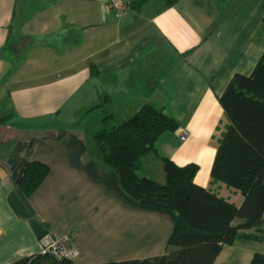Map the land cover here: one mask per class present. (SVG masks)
Returning <instances> with one entry per match:
<instances>
[{
    "label": "crops",
    "instance_id": "obj_1",
    "mask_svg": "<svg viewBox=\"0 0 264 264\" xmlns=\"http://www.w3.org/2000/svg\"><path fill=\"white\" fill-rule=\"evenodd\" d=\"M128 1L115 15L99 0H0V264L39 253L45 234L76 250L73 264L165 253L173 215L128 200L92 138L145 103L177 128L142 157L140 176L162 184V158L194 163L196 185L243 200L210 169L226 123L218 99L264 51V0ZM29 161L49 171L25 197ZM258 252L264 232L223 246L212 264Z\"/></svg>",
    "mask_w": 264,
    "mask_h": 264
},
{
    "label": "trees",
    "instance_id": "obj_2",
    "mask_svg": "<svg viewBox=\"0 0 264 264\" xmlns=\"http://www.w3.org/2000/svg\"><path fill=\"white\" fill-rule=\"evenodd\" d=\"M218 101L226 123L219 132L210 176L242 194L239 206L196 185L194 163L178 166L162 158V184L139 175L142 157L154 152L162 133L177 128L161 107L145 103L117 125L93 133L102 164L116 174L126 198L170 213L174 220L163 255L96 264H212L223 246L264 232V51L249 75L230 78ZM48 171L47 165L29 161L18 183L22 194L29 197ZM250 230L253 233H245ZM12 264L73 263L67 257L37 253ZM249 264H264V254L255 253Z\"/></svg>",
    "mask_w": 264,
    "mask_h": 264
},
{
    "label": "built area",
    "instance_id": "obj_3",
    "mask_svg": "<svg viewBox=\"0 0 264 264\" xmlns=\"http://www.w3.org/2000/svg\"><path fill=\"white\" fill-rule=\"evenodd\" d=\"M107 4L108 8L111 9L115 15H119L124 12L129 6L128 0H99ZM180 140H184L186 135L182 132L179 136ZM42 246L39 253L45 254H53L57 257H67L69 259H73L77 252L73 248H67L64 245L65 239H56L51 237L48 234L43 235L42 237Z\"/></svg>",
    "mask_w": 264,
    "mask_h": 264
}]
</instances>
